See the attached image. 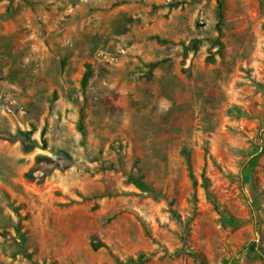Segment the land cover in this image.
Segmentation results:
<instances>
[{
  "label": "rangeland",
  "instance_id": "374dc122",
  "mask_svg": "<svg viewBox=\"0 0 264 264\" xmlns=\"http://www.w3.org/2000/svg\"><path fill=\"white\" fill-rule=\"evenodd\" d=\"M221 2L0 0V264H264V0Z\"/></svg>",
  "mask_w": 264,
  "mask_h": 264
},
{
  "label": "trees",
  "instance_id": "16d2710c",
  "mask_svg": "<svg viewBox=\"0 0 264 264\" xmlns=\"http://www.w3.org/2000/svg\"><path fill=\"white\" fill-rule=\"evenodd\" d=\"M216 2V15H217V19L218 21H221L222 18V2L221 0H215ZM90 73L89 71H86L83 75V78L81 80V86L83 87L85 85V83L87 82V80L89 79ZM134 183L136 184V186L140 189H145V186H143V184L139 181V180H135ZM94 249H96V246H93Z\"/></svg>",
  "mask_w": 264,
  "mask_h": 264
}]
</instances>
